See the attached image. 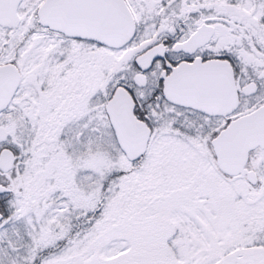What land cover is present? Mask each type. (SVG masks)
Masks as SVG:
<instances>
[{"label":"snow or ice","instance_id":"1","mask_svg":"<svg viewBox=\"0 0 264 264\" xmlns=\"http://www.w3.org/2000/svg\"><path fill=\"white\" fill-rule=\"evenodd\" d=\"M0 264H264V0H0Z\"/></svg>","mask_w":264,"mask_h":264}]
</instances>
